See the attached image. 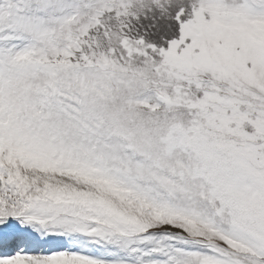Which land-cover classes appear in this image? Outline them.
I'll use <instances>...</instances> for the list:
<instances>
[{"label":"snow or ice","instance_id":"snow-or-ice-1","mask_svg":"<svg viewBox=\"0 0 264 264\" xmlns=\"http://www.w3.org/2000/svg\"><path fill=\"white\" fill-rule=\"evenodd\" d=\"M0 264H264V0H0Z\"/></svg>","mask_w":264,"mask_h":264}]
</instances>
